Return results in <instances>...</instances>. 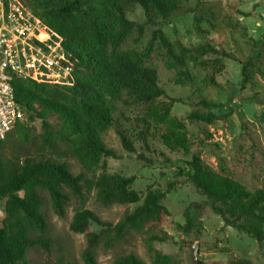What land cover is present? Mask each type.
<instances>
[{
  "label": "rangeland",
  "instance_id": "obj_1",
  "mask_svg": "<svg viewBox=\"0 0 264 264\" xmlns=\"http://www.w3.org/2000/svg\"><path fill=\"white\" fill-rule=\"evenodd\" d=\"M127 18L134 28L121 50L149 51L146 64L156 70L164 93L149 103L125 98L118 104L115 117L131 137L136 152L126 151L111 128L104 141L116 158L104 159L95 174L132 179L130 188L139 192L142 200L135 205L106 206L97 201L93 191L88 194L85 208L115 225L125 213L142 205L147 191L153 190L164 193L162 205L170 215L149 231L127 235L113 248L99 246L97 264H113L118 256L131 253L153 264V250L171 257L173 264H264V242L258 243L226 226L208 206L206 197L182 176L195 155L249 191L264 189V0H187L167 22L159 19L156 24L146 23L142 8L130 4ZM139 25L143 26L141 36ZM157 32L170 46L163 44ZM201 46L214 50L203 52ZM194 112L212 113L215 120L191 122L188 115ZM50 122L57 128L56 117H50ZM176 122L184 124L187 137L193 141L188 154L169 150L161 140ZM144 131L149 133L146 142L140 138ZM41 132L40 121L28 124L32 140L39 141ZM7 139L18 140L14 130ZM5 153L10 156L8 149ZM66 159L74 174L82 172L78 161ZM41 195L51 248L31 250L29 263L55 264L65 259L85 264L82 253L86 236L70 230L79 201L73 199L65 217L60 218L53 212L48 195L43 191ZM193 204L195 227L185 233V211ZM3 218L0 203V226ZM100 230L97 225L90 227L91 232ZM152 234L164 240L151 241ZM191 245L197 250L195 260Z\"/></svg>",
  "mask_w": 264,
  "mask_h": 264
},
{
  "label": "trees",
  "instance_id": "obj_2",
  "mask_svg": "<svg viewBox=\"0 0 264 264\" xmlns=\"http://www.w3.org/2000/svg\"><path fill=\"white\" fill-rule=\"evenodd\" d=\"M27 1L22 3L63 39L65 51L76 64L69 85L12 80L15 100L25 109L27 124L24 121L16 124L13 129L18 138L16 142L7 139L11 133L0 141V203L4 213L0 226V264H30L31 250L51 248L41 191L48 195L53 212L60 218L65 217L73 199L79 201L70 230L86 236L84 263L97 264L99 246L105 244L113 248L127 235L149 231L164 216L170 215L162 205L164 193L153 190L147 191L142 205L125 213L115 225L102 220L85 208V204L93 191L97 201L106 206L135 205L142 200L141 194L130 188L132 179L119 174H95L104 159L116 158L115 151L104 141V135L111 128L126 151L136 152L131 137L115 117L118 104L125 98L149 103L164 93L156 70L146 64L149 51L121 50L134 28V23L127 18L129 5H139L146 23L156 24L159 19L167 22L187 0ZM138 31L141 36L142 25L138 26ZM156 34L165 46H170L163 35ZM200 49L203 52L214 50L210 46ZM246 69L245 66L244 74L248 77ZM203 105L210 106L205 102ZM50 117L57 118V128ZM188 119L212 123L215 116L194 112ZM35 120L41 122L39 141L32 140L28 133V124ZM148 134L141 133V140L146 142ZM161 140L169 150H182L187 154L193 145L181 122L169 126ZM6 149L10 156L6 155ZM67 157L78 161L82 172L74 174ZM182 176L206 197L208 206L226 226L258 243L264 242V189L249 191L232 177L212 170L195 155L188 161ZM195 205L185 211L187 223L182 232L188 233L195 227L192 212ZM92 225L101 230L91 232ZM149 240L164 239L152 234ZM153 252V264H173L171 257ZM55 264L75 263L60 259ZM113 264L148 263L131 253L118 256Z\"/></svg>",
  "mask_w": 264,
  "mask_h": 264
},
{
  "label": "built area",
  "instance_id": "obj_3",
  "mask_svg": "<svg viewBox=\"0 0 264 264\" xmlns=\"http://www.w3.org/2000/svg\"><path fill=\"white\" fill-rule=\"evenodd\" d=\"M41 31L47 38H39ZM63 39L21 0H0V141L26 118L15 100L12 80L69 85L75 72Z\"/></svg>",
  "mask_w": 264,
  "mask_h": 264
},
{
  "label": "bare ground",
  "instance_id": "obj_4",
  "mask_svg": "<svg viewBox=\"0 0 264 264\" xmlns=\"http://www.w3.org/2000/svg\"><path fill=\"white\" fill-rule=\"evenodd\" d=\"M39 38L44 40L47 38V34L44 32V31H41L40 35H39Z\"/></svg>",
  "mask_w": 264,
  "mask_h": 264
},
{
  "label": "water",
  "instance_id": "obj_5",
  "mask_svg": "<svg viewBox=\"0 0 264 264\" xmlns=\"http://www.w3.org/2000/svg\"><path fill=\"white\" fill-rule=\"evenodd\" d=\"M191 249H192V251H193V257H194V260L196 259V256H197V250H196V247H193L192 245H191Z\"/></svg>",
  "mask_w": 264,
  "mask_h": 264
}]
</instances>
